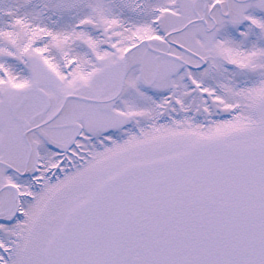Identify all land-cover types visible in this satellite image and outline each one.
<instances>
[{
  "label": "snow or ice",
  "instance_id": "obj_1",
  "mask_svg": "<svg viewBox=\"0 0 264 264\" xmlns=\"http://www.w3.org/2000/svg\"><path fill=\"white\" fill-rule=\"evenodd\" d=\"M0 264H264V0H0Z\"/></svg>",
  "mask_w": 264,
  "mask_h": 264
}]
</instances>
